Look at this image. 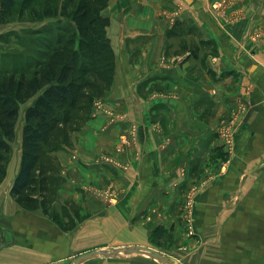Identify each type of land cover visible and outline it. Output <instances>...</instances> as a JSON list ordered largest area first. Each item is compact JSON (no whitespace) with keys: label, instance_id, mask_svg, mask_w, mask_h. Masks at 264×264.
<instances>
[{"label":"crops","instance_id":"0c3cea01","mask_svg":"<svg viewBox=\"0 0 264 264\" xmlns=\"http://www.w3.org/2000/svg\"><path fill=\"white\" fill-rule=\"evenodd\" d=\"M206 1L184 0L181 5L152 0L147 8L142 6L150 4L147 0L109 1L115 11L108 27L115 22L122 42L127 35L132 42H144L131 44L135 58L130 72L116 69L101 96L116 117L93 107L71 144L50 152L61 181L50 209L60 223L12 197L21 153L11 158L0 180V264H72L75 257L97 249L151 248L155 226L177 216L167 209L176 198L172 182L189 179H177L174 161L183 154L184 168L195 158L200 165L204 151L215 145L217 105L222 102L228 111L227 124L234 95L241 96L245 110L238 121L232 117L238 122L234 142L222 147L228 149L227 169L223 177L197 181L204 187L196 194L194 224L200 238L215 231L217 244L210 245L220 249L219 235L228 219L248 218L252 211L264 218V0H227L222 17L208 10ZM127 7L135 9L125 22ZM163 13L168 17L164 23ZM167 26L181 34L166 39ZM223 69L228 72L219 79ZM220 82L227 92L206 96ZM147 89L158 90V98L151 101L150 92H140ZM105 153L114 161L104 160ZM105 189L113 199L103 194ZM201 246L190 248L197 252ZM141 255H97L78 264H153Z\"/></svg>","mask_w":264,"mask_h":264},{"label":"trees","instance_id":"16d2710c","mask_svg":"<svg viewBox=\"0 0 264 264\" xmlns=\"http://www.w3.org/2000/svg\"><path fill=\"white\" fill-rule=\"evenodd\" d=\"M15 1L0 0V23ZM109 1L77 0L71 12L75 30L64 41L60 34L39 49V56L19 75L0 71V180L6 174L21 105L30 100L23 110L19 168L10 194L23 208H41L59 223L50 208L61 181L50 152L63 142L71 144V133L90 117L94 101L113 82L116 54L108 35L110 17L104 13Z\"/></svg>","mask_w":264,"mask_h":264},{"label":"rangeland","instance_id":"374dc122","mask_svg":"<svg viewBox=\"0 0 264 264\" xmlns=\"http://www.w3.org/2000/svg\"><path fill=\"white\" fill-rule=\"evenodd\" d=\"M151 1L152 0H147V3H150ZM175 1L177 4H184V0ZM213 1L214 0H207L205 6L208 10L210 9L214 12L212 6ZM76 2L77 0H32L31 2L23 3L22 0H16L15 5L7 18L0 23V71H13L19 75L21 71L28 66L27 63L30 60L33 61V59L39 56V49H45L48 44L54 43L60 34H62L64 41L68 35L75 30V25L71 19V12ZM151 4L152 3L144 4L142 6H146L147 8ZM155 4L157 3H154V5ZM166 5L167 3L164 2V9L167 8ZM109 6L110 5L108 4L107 9L109 8L110 10L104 9V13L111 19L113 18L115 6L113 4L110 7ZM178 8L179 7H177V9ZM134 9L135 7H133V9H130L129 7L124 9V11H128L126 13L127 16H123L125 22L130 19L131 13ZM119 10L121 9H117V11ZM158 13H160L159 9ZM163 15L162 22L164 23V21L166 22L168 20V17L167 14L163 13ZM216 16L222 17L218 14H216ZM160 17L162 16L160 15ZM174 17L178 20L177 15ZM114 23L115 22H112V25L108 27V35L112 40V45L116 54V69L120 71V68L122 67L126 69L127 72H130L135 58V53L132 51L133 47L131 44L136 46L137 44H144V42H132L131 36L128 35L126 42H122V38L119 37L118 29L115 27ZM126 29L127 33H130L131 30L128 26ZM164 34L167 39L171 36H179L181 33L177 32V30H172L167 26ZM226 69L222 70L219 79L220 76H222V78L225 77L224 74L228 72ZM157 91L147 89L140 92H150L149 100L152 101L158 98ZM226 92L223 82H220L218 88L211 89V95L206 96L211 97L217 95L222 97L220 94H225ZM234 96L231 97L229 101L232 106H230V112L233 111L232 117L235 119L237 118L238 121L244 113L245 105L240 100V95H237L236 97ZM99 98L101 99V97ZM224 98L221 99L224 101ZM29 101L30 100L21 105L16 124V134L14 140L11 142V150L8 155L7 164L11 158L15 156L17 158L19 153H21V133L24 122L23 110ZM104 107L110 111V114L107 115L113 120L114 117H116L114 110L106 105H104ZM223 109L222 102H220L217 105L219 113L218 122L213 128L215 129V139L213 137L215 145L212 150L204 151L203 159H201L203 165L201 163L199 165L195 158L189 163V168H184V165L187 164V162L186 159L183 158V154H181L176 159L177 161H174L173 163V173L177 172L179 175L177 179H182V181L183 179H189L186 180L187 182H179L180 184L172 182L173 185L170 191H174L176 188V192L174 191V197L176 198L174 199L175 202L172 201L168 203L171 206H167V209L174 211V213L176 212L177 216L168 217L164 219L165 223H158L157 226H155L153 231L154 239L153 241L151 240L153 246L150 249L161 251L169 257L174 264H264V218L257 217V214H253L257 211H252L253 213H251V216L248 218L234 217L228 219V225L225 222L222 234L219 235L220 240L218 241V244L221 245L220 249H215L218 247L215 242L218 235L214 234L215 231L214 233L207 232L206 234H202V238H200V234H198V230L194 224L196 194L204 187L200 186L201 183L199 184L197 181L199 179L205 181L213 177L217 179L225 175L227 169L226 163L228 162V156L225 157V154L228 152V149H223L222 147L234 142L233 134L238 122H235L231 117L230 121L226 124V119H229L230 115L228 114L226 116L225 111L227 110L224 111ZM158 115H155L153 118L158 119ZM154 122L155 128H159V121L155 120ZM224 131H228L229 134L226 136ZM74 132L70 135L71 142ZM166 143H168V139H166ZM61 145L64 147V145L70 144H65V142H63ZM214 147H217V149ZM48 149L49 148H46V151ZM224 151H226V153ZM105 155L108 154L105 153ZM46 157L48 158V154ZM53 166L54 163L51 164V167ZM196 172L198 173L196 174ZM58 176L60 177L59 172ZM187 184L190 185L187 186ZM183 192L185 194L184 197L182 196ZM245 207V203H243L242 210H244ZM262 210H264V207ZM157 227H160V230ZM199 238L201 239V242ZM194 243H196V245L202 243V246L197 252L193 251V248H190ZM211 243L216 244H212L211 246ZM140 257H149L148 259L152 261L153 264H162L159 259H156L153 256L141 255ZM137 258H139V256ZM221 259L223 261H221Z\"/></svg>","mask_w":264,"mask_h":264},{"label":"water","instance_id":"95a60500","mask_svg":"<svg viewBox=\"0 0 264 264\" xmlns=\"http://www.w3.org/2000/svg\"><path fill=\"white\" fill-rule=\"evenodd\" d=\"M187 2H191L192 0H186ZM254 64H251L250 67H253ZM126 254H142L147 256H153L156 259H159L162 264H174L169 257H167L164 253L157 249H150V247L135 245L132 247H114V248H103L97 249L94 251H90L84 254H81L73 259L72 264H78L85 258L104 255V256H116V255H126Z\"/></svg>","mask_w":264,"mask_h":264},{"label":"built area","instance_id":"2783aa9c","mask_svg":"<svg viewBox=\"0 0 264 264\" xmlns=\"http://www.w3.org/2000/svg\"><path fill=\"white\" fill-rule=\"evenodd\" d=\"M226 2H227V0H214L212 2V6H213L215 12L218 15H221V16L224 15V7H225L224 4ZM93 104H94L93 105L94 108H103V110L106 113L110 114V111L107 108L104 107L103 102H102V100L100 98L99 99H96ZM224 134L227 136L229 133H228V131H224ZM74 156H76V155L74 154ZM102 158L104 160H106V161H109V162L114 161V158L110 154L103 155ZM102 192H103V194L105 196H107V198H109V199H113L114 198V196L112 195V193H111V191L109 189H105Z\"/></svg>","mask_w":264,"mask_h":264}]
</instances>
